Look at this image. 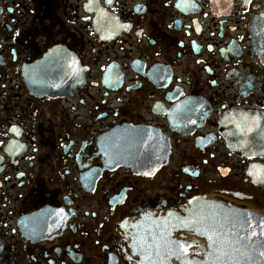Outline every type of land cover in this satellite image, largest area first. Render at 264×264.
<instances>
[{
	"label": "flooded vegetation",
	"instance_id": "af4514ba",
	"mask_svg": "<svg viewBox=\"0 0 264 264\" xmlns=\"http://www.w3.org/2000/svg\"><path fill=\"white\" fill-rule=\"evenodd\" d=\"M263 16L264 0H0V264H140V223L199 201L264 218Z\"/></svg>",
	"mask_w": 264,
	"mask_h": 264
},
{
	"label": "water",
	"instance_id": "95a60500",
	"mask_svg": "<svg viewBox=\"0 0 264 264\" xmlns=\"http://www.w3.org/2000/svg\"><path fill=\"white\" fill-rule=\"evenodd\" d=\"M254 32L264 53V16ZM179 230L205 239L207 248L193 258L190 247L177 254V246L168 242L176 241L173 234ZM134 253L140 256V264H264V218L207 201L195 202L185 216L170 214L140 223Z\"/></svg>",
	"mask_w": 264,
	"mask_h": 264
},
{
	"label": "snow or ice",
	"instance_id": "6c2138e0",
	"mask_svg": "<svg viewBox=\"0 0 264 264\" xmlns=\"http://www.w3.org/2000/svg\"><path fill=\"white\" fill-rule=\"evenodd\" d=\"M181 223H183V221H181ZM187 226V225H185ZM209 239H211V237H209ZM169 245H175L177 246V254L179 253V249H183L185 252H187V248L190 247V245L186 246V244L184 242L181 241H169L168 242Z\"/></svg>",
	"mask_w": 264,
	"mask_h": 264
}]
</instances>
